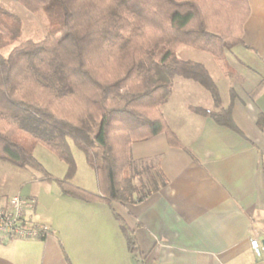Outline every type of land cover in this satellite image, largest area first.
I'll list each match as a JSON object with an SVG mask.
<instances>
[{"label":"trees","instance_id":"trees-1","mask_svg":"<svg viewBox=\"0 0 264 264\" xmlns=\"http://www.w3.org/2000/svg\"><path fill=\"white\" fill-rule=\"evenodd\" d=\"M16 1L45 13L50 28L40 41L23 39L22 19L0 4V160L42 171L62 194L86 202L142 201L159 183L153 176L149 188L144 186L132 145L160 133L170 145H182L163 113L178 77L208 90L216 105L212 117L240 132L232 115L234 88L222 106L205 64L176 51L187 45L208 52L223 73H235L226 52L242 43L249 0ZM12 128L14 134H8ZM71 142L94 168L98 191L71 181L76 171ZM37 144L67 163L64 179L45 171L33 153ZM115 216L130 252L140 255L134 231Z\"/></svg>","mask_w":264,"mask_h":264},{"label":"crops","instance_id":"crops-1","mask_svg":"<svg viewBox=\"0 0 264 264\" xmlns=\"http://www.w3.org/2000/svg\"><path fill=\"white\" fill-rule=\"evenodd\" d=\"M249 4L242 43L229 59L236 71L229 83L236 93L232 115L240 132L216 122L210 99L189 79L178 88L176 81L163 113L182 145H170L164 133L132 145L144 186L156 176L159 187L138 202L70 197L77 202L62 211L59 224L34 211L32 221L50 232L38 239L0 235V264H69L66 255L74 264H134L136 254L115 214L134 231L141 264H264L250 243L264 238V119L258 125L264 117V0ZM185 88L202 97L171 106ZM221 98L226 106L230 94Z\"/></svg>","mask_w":264,"mask_h":264},{"label":"rangeland","instance_id":"rangeland-1","mask_svg":"<svg viewBox=\"0 0 264 264\" xmlns=\"http://www.w3.org/2000/svg\"><path fill=\"white\" fill-rule=\"evenodd\" d=\"M0 4L5 9L20 16L22 19L23 39L40 41L45 37L50 28L45 13H34L29 11L16 0H0ZM1 31L3 30L1 29ZM63 34L64 32H61L60 36ZM9 50L10 47L5 48L3 50L4 54H7ZM227 53L229 56L228 60H232V55H236V48L228 50ZM176 55L183 59H192L204 63L217 83L220 95L222 94V96L226 98L228 94H230V92H228L229 83L234 73L229 75L223 73L211 54L187 45H181L177 49ZM181 79L182 77L176 78V88L180 86ZM188 82L197 86V88L207 96V100L208 98L210 99L209 103L211 106L216 109L214 99L208 90L195 80L190 79ZM194 95L198 98L202 97L195 89L192 88L189 90L185 88L181 92L178 91L171 100L172 103L170 102L169 104H171V106H181V103L186 101L185 99L189 100L191 96ZM14 132L15 129L12 128L8 131V134H14ZM71 150L76 163V171L71 178V181L85 189L98 191L99 186L97 175L94 168L88 163L85 154L77 148L73 142H71ZM33 153L42 164L45 171L51 174L55 179H64L67 176L69 171L67 163L47 147L42 144H37L34 147ZM43 175L44 173L42 171H37L31 168H20L9 161L0 160V199L10 198L12 195L18 193L26 198L36 197L38 204H36L34 210L26 207L27 216L33 215L34 211H36V213H39L44 217L53 218L55 224H59L61 222L62 211L71 206L72 202L77 201L71 199L73 197L70 198L69 196L62 194L56 180H46L43 178ZM135 182H138L137 178L135 179ZM139 257L136 255L134 256V264H141L138 260ZM261 258L264 259V257Z\"/></svg>","mask_w":264,"mask_h":264},{"label":"built area","instance_id":"built-area-1","mask_svg":"<svg viewBox=\"0 0 264 264\" xmlns=\"http://www.w3.org/2000/svg\"><path fill=\"white\" fill-rule=\"evenodd\" d=\"M36 197H24L20 193L12 195L7 202L0 201V235L5 238L22 237L38 239L48 234V227L32 221L27 216L26 207L35 209ZM251 247L258 257H264V247L257 238H252Z\"/></svg>","mask_w":264,"mask_h":264},{"label":"water","instance_id":"water-1","mask_svg":"<svg viewBox=\"0 0 264 264\" xmlns=\"http://www.w3.org/2000/svg\"><path fill=\"white\" fill-rule=\"evenodd\" d=\"M262 246L264 247V238L262 239Z\"/></svg>","mask_w":264,"mask_h":264}]
</instances>
